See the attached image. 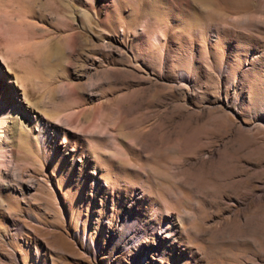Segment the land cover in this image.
<instances>
[{"label":"rangeland","instance_id":"obj_1","mask_svg":"<svg viewBox=\"0 0 264 264\" xmlns=\"http://www.w3.org/2000/svg\"><path fill=\"white\" fill-rule=\"evenodd\" d=\"M0 75V264H264V0H0Z\"/></svg>","mask_w":264,"mask_h":264},{"label":"bare ground","instance_id":"obj_2","mask_svg":"<svg viewBox=\"0 0 264 264\" xmlns=\"http://www.w3.org/2000/svg\"><path fill=\"white\" fill-rule=\"evenodd\" d=\"M5 82L1 79V75H0V130H2V126L4 123H6L7 117L12 115L14 113V111L18 108V105L14 102V100L9 99V98H5L4 96L1 95V89H3L5 87ZM23 88V85H22ZM24 92H25V96H27L28 94L26 93V88H23ZM13 135L16 136V138L18 139L19 142V146L24 149L27 153H29L28 151L30 150L29 148V141L27 136L23 135L20 132L17 133H12ZM5 139H6V135ZM13 137V136H12ZM1 140H3V138H1ZM1 141H0V168L1 169H6L5 166H7V163L9 162V160H7L3 154L4 151V147L1 145ZM8 145V144H6ZM21 149V150H22ZM23 150V151H24ZM3 186V185H2Z\"/></svg>","mask_w":264,"mask_h":264}]
</instances>
